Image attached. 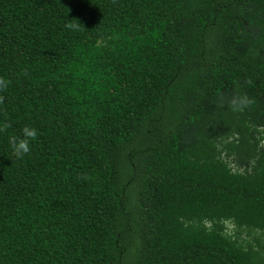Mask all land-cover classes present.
Here are the masks:
<instances>
[{
    "label": "trees",
    "instance_id": "obj_1",
    "mask_svg": "<svg viewBox=\"0 0 264 264\" xmlns=\"http://www.w3.org/2000/svg\"><path fill=\"white\" fill-rule=\"evenodd\" d=\"M0 78V264H264V0H0Z\"/></svg>",
    "mask_w": 264,
    "mask_h": 264
},
{
    "label": "clouds",
    "instance_id": "obj_2",
    "mask_svg": "<svg viewBox=\"0 0 264 264\" xmlns=\"http://www.w3.org/2000/svg\"><path fill=\"white\" fill-rule=\"evenodd\" d=\"M65 27L72 31H78L80 29V24L74 20H68L65 22ZM8 81L0 78V89L6 88ZM251 101L245 97H233L229 104L233 111H241L245 106H247ZM8 127L7 123L0 124V133H2ZM37 137V129L31 126H23L20 129L19 135H12L8 137V145L12 154L16 158H21L30 152V142L35 140Z\"/></svg>",
    "mask_w": 264,
    "mask_h": 264
}]
</instances>
